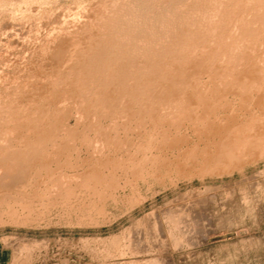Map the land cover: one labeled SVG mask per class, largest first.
Listing matches in <instances>:
<instances>
[{
  "label": "rangeland",
  "instance_id": "rangeland-1",
  "mask_svg": "<svg viewBox=\"0 0 264 264\" xmlns=\"http://www.w3.org/2000/svg\"><path fill=\"white\" fill-rule=\"evenodd\" d=\"M99 1L39 0L28 9L19 0H0V111L14 104L9 95L34 90L17 89L38 71L31 60L42 52L33 44L64 19H83ZM197 4L151 0L139 10L128 7L119 23L132 19L152 29L134 28V39L122 31L118 42L130 51L112 57L134 62L139 73L147 66V77L164 80L148 81L140 92L143 84L113 70L100 82L110 86L99 94L100 105L69 101L48 114L43 129L56 136L44 149L50 153L45 165L35 122L6 135L2 152L15 154L5 158L3 175L11 173L0 177V264H264V131L254 145L238 147L247 125L264 126L263 88L210 83L214 67H199L209 53L185 41L200 40L198 30L215 25L202 24L205 12ZM188 24L195 33L185 31ZM56 46L45 54L55 55ZM242 51L231 79L246 69L241 57L250 54ZM198 90L216 92L219 100L196 123L187 115L202 104L190 100ZM176 91L185 97L181 110L171 106ZM203 103L196 106L200 113ZM16 184L25 191L10 193Z\"/></svg>",
  "mask_w": 264,
  "mask_h": 264
},
{
  "label": "bare ground",
  "instance_id": "bare-ground-1",
  "mask_svg": "<svg viewBox=\"0 0 264 264\" xmlns=\"http://www.w3.org/2000/svg\"><path fill=\"white\" fill-rule=\"evenodd\" d=\"M38 1L39 0H19V3H24L25 6L29 9L32 4L37 3ZM150 1L151 0H100L99 3L94 7L86 9L83 19H64L57 30L56 28H52L46 31L43 34L44 39L40 34H38L39 36H36V38H39L41 36V39L43 41L39 39V42H42L38 45H36V43L33 44L31 48H33V51L38 49L42 53L41 55L34 56L31 61L35 62L34 67L36 66L40 73L37 71L38 73L36 72V74L35 72L29 74V77L31 78L29 79L28 76V78H23L24 80L19 82V86L17 88L18 91H26L31 88H33L34 90L31 93L29 92L27 94L23 92L24 95L20 96V98L18 99H14L15 96L13 95V97L11 96L12 98H10L9 95V100L11 99L14 104L10 106L7 111H0V177L9 175V173H11L9 171L8 174L3 175L4 172L7 173V170H3V168L6 156H12L15 153H13L12 151H10L11 153H3L2 142L7 140L6 135L11 134L14 128L16 129L24 125H30L31 127V125H33L35 122V126L37 127L33 128L34 133L39 132L41 134L38 141L41 142L40 144L45 145L39 153V155L42 157L41 161H43L40 163V165H45L47 163L46 158L50 157V153H48L44 149L49 143L53 142L56 136L54 135L55 132L47 133L45 132L46 130L43 129L45 128V122L43 120L48 116V114L56 112V110L62 107L64 103L69 101H74L75 103H83L82 105L87 108L96 107L97 104L100 105L102 102L99 98V94L106 92V88L108 87L103 83L100 84V82L106 79L108 75H112L113 70L119 71L120 69H124L123 75L118 78H122V80L126 81L127 79L130 81H133L135 79L139 83H141V86L142 84L146 85L148 81L151 82L153 80L151 79L152 77L146 76L145 72L147 66H144L142 68L140 67L141 73H139V67H137L138 65H136L134 62L127 63L126 60H122L120 57L118 60L116 59L118 57L113 59L114 56H117L116 54H118L120 50L125 49L127 51H130V48H128L127 45L123 48L121 42H118L117 38L118 36H120V34L123 35L127 31L128 33L125 35H127L126 37H128L131 33L134 32V28L136 29L137 27H140L138 30H143L145 28H147L148 30L152 29L151 27H147V25L136 26L135 22L132 19H127L126 22H124L125 24L121 22L119 23L117 21L119 20L118 18L121 16H128L130 13L129 10H131L129 9L130 7H133L132 10L134 9L135 11L141 6L145 7L149 5ZM127 3H132L133 6L129 5L130 7L128 6V8ZM197 6L199 10H203L205 12V17L203 18V20L205 19V21H202V24L205 25V23L203 22L209 23L212 21V24L215 23V25H211L210 23L209 26L206 24L207 27H201L198 30V32L202 34L200 40L197 39V41H195V36L192 35L188 38L185 37V41L186 43H194L195 48L207 51L209 53V59H204L202 63H199V67H202L204 70L214 67V70L212 71V80L210 83L227 85L228 83L233 82L241 86H246L248 84V91L252 92L254 86L252 88L250 85L257 82V88H260L261 90L263 88L262 101L264 102V0H229L228 2L225 0H198ZM221 6L222 8L219 9ZM209 12L210 14H208ZM122 17L120 19H122ZM195 30H197V28L192 24H188V27L185 28L186 32H194ZM118 32L120 33L117 35ZM131 37L133 39L135 38L133 35ZM129 38L127 39L129 40ZM57 44L60 46H56ZM53 46L58 47V49L61 47V49H59L60 51L52 56L46 55L45 53ZM243 48H245V50L250 54L248 57H241L246 62V69L240 71L235 79H231L236 71L234 64L236 62L235 56H244V52L242 51ZM21 64L23 63H18L16 67H22ZM165 64L166 63L158 65V69L163 72L165 69ZM34 67L32 69H34ZM40 67H42V69H40ZM35 70L37 69L35 68ZM134 70H136L137 72H134ZM148 70L150 69L147 68V71ZM0 72L2 73V70ZM134 73H137V76H135ZM1 76L2 75L0 74V78ZM115 79L117 78L113 77V81ZM163 80L164 79L161 78H155L153 82L158 83L159 85ZM145 85L143 86L144 88H139L141 89L140 92L148 90L146 89L147 87L145 88ZM241 92L245 94L247 93L246 90H243ZM208 94L209 93H207V91L205 92L202 90L195 91L194 93H192V95L190 94V100H193L194 102L200 101L202 102V104H204L203 102H205L206 104L204 110L202 108L203 111L201 113L199 112V110H201L200 108L199 110H197L198 107L196 109V106H198L200 103L197 104L195 102V104L197 105H194L195 109L193 106V110L188 108L187 111L192 110L187 115V118H189L190 121L194 120L196 123H198V121L201 122L202 120L203 122V113H211V110H214V107H216L215 104L217 103L216 101L219 99L213 98L216 96V92L213 93L214 95L212 94V97L208 96ZM1 95H3V93L0 94V101H2L3 99ZM173 95L175 96L173 99H171V102L173 103V105L171 106L175 108L179 107L181 110L183 104L182 99H185V97H183L182 94H178L177 91L176 93H173ZM47 99H50L49 102L47 101L48 105L43 106ZM50 101L51 104H49ZM193 101L191 102L193 103ZM39 104L43 106V109L41 111L39 109L37 110L38 106H40ZM261 106L264 107V104H262ZM181 119L177 120V123H179V121L182 122ZM242 126L243 128H245L244 125ZM242 126L238 127L240 129H243ZM245 131H247V137L244 138L243 136L244 143H238V147H242V145L244 144L254 145V142H256L257 131H264V126L260 125V127L257 129L256 127L253 128L249 124L247 125V130ZM245 131L244 133H246ZM21 141L24 143L26 139L23 140L21 138ZM19 145L21 146V143H19ZM24 145L27 146V144ZM139 161H142V159ZM21 171L26 172L27 170L24 169ZM9 191L10 193H22L23 191H25V189L23 185L16 184ZM26 198H28V196Z\"/></svg>",
  "mask_w": 264,
  "mask_h": 264
}]
</instances>
